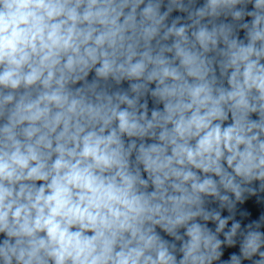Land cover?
Here are the masks:
<instances>
[{"label":"clouds","instance_id":"1","mask_svg":"<svg viewBox=\"0 0 264 264\" xmlns=\"http://www.w3.org/2000/svg\"><path fill=\"white\" fill-rule=\"evenodd\" d=\"M0 264H264V0H0Z\"/></svg>","mask_w":264,"mask_h":264}]
</instances>
